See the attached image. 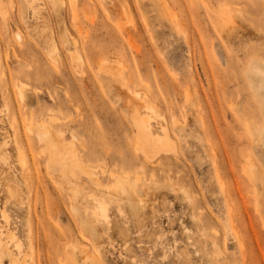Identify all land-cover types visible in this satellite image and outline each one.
Here are the masks:
<instances>
[{
    "label": "rangeland",
    "instance_id": "rangeland-1",
    "mask_svg": "<svg viewBox=\"0 0 264 264\" xmlns=\"http://www.w3.org/2000/svg\"><path fill=\"white\" fill-rule=\"evenodd\" d=\"M0 264H264V0H0Z\"/></svg>",
    "mask_w": 264,
    "mask_h": 264
},
{
    "label": "bare ground",
    "instance_id": "bare-ground-1",
    "mask_svg": "<svg viewBox=\"0 0 264 264\" xmlns=\"http://www.w3.org/2000/svg\"><path fill=\"white\" fill-rule=\"evenodd\" d=\"M138 97V96H137ZM134 99V98H133ZM138 102V101H137ZM139 103V102H138ZM150 111H153L152 109H150ZM140 120V119H139ZM141 122V121H140ZM140 124V123H139ZM142 124V123H141ZM41 125V124H40ZM42 127H41V133L38 135L41 139H43V140H46V141H49L50 142V140L51 139H48V138H50L49 137V133H48V131L45 129V128H43V124L41 125ZM40 129V128H39ZM31 131L33 130V129H30ZM149 132V131H148ZM145 132H143V133H141L140 135H141V137L143 138V140H144V142H146V143H149V142H147L148 141V138L149 137H146L147 135H145L144 134ZM51 135V134H50ZM148 136H150V135H148ZM52 137V136H51ZM151 137V136H150ZM154 139H156L155 137H154ZM157 140V139H156ZM55 141V140H54ZM48 143V142H47ZM56 143V142H55ZM156 143V142H155ZM151 144V143H150ZM51 145H53V143L51 144ZM50 145V146H51ZM55 146V145H54ZM68 146V145H67ZM141 146H143V144H141ZM150 146V145H149ZM57 147V146H56ZM63 148H64V146H63ZM143 148H144V146H143ZM57 149V150H56ZM56 149H54V150H56V151H61L62 152V149L61 148H56ZM59 149V150H58ZM153 149V148H152ZM53 150V151H54ZM66 153L67 152H65V154H63V156L65 155V156H67L66 155ZM68 153H69V151H68ZM146 154H147V152H145ZM61 154V153H60ZM64 158V157H63ZM52 159V158H51ZM78 160V159H77ZM57 161V160H56ZM94 178V177H93ZM125 183V181L124 180H122V179H120L119 181H118V184H117V186H118V189H121L122 191L124 190V188H123V186L125 185L124 184Z\"/></svg>",
    "mask_w": 264,
    "mask_h": 264
}]
</instances>
